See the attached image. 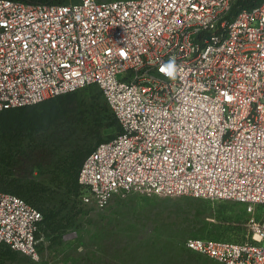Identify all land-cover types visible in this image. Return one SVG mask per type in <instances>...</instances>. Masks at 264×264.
<instances>
[{
  "label": "built area",
  "instance_id": "1",
  "mask_svg": "<svg viewBox=\"0 0 264 264\" xmlns=\"http://www.w3.org/2000/svg\"><path fill=\"white\" fill-rule=\"evenodd\" d=\"M240 1L0 0V112L97 85L123 133L86 158L83 203L104 210L132 193L242 203L249 241L186 247L216 264H264V1L235 13ZM170 60L174 78L160 71ZM42 220L0 191V245L38 258Z\"/></svg>",
  "mask_w": 264,
  "mask_h": 264
},
{
  "label": "rangeland",
  "instance_id": "2",
  "mask_svg": "<svg viewBox=\"0 0 264 264\" xmlns=\"http://www.w3.org/2000/svg\"><path fill=\"white\" fill-rule=\"evenodd\" d=\"M83 91L90 97L100 89L91 87ZM69 126L73 124L64 123L50 132L54 157L52 153L53 161L44 167L45 175L40 180L44 178L48 189L45 196L47 204L62 209V217L74 219L76 224L72 230L77 226L74 230L77 232L71 231L65 238H56L52 232L42 233L38 258L20 253L27 261L9 259L6 264H84L82 257L86 243L95 228L102 229L105 234L100 239L102 247H94L104 257V263L100 264H150L145 257L153 252L146 246L151 236H160L162 240L159 243L171 248L164 253V264H216L214 260L188 250L185 243L191 238L215 237L239 242L251 239L247 206L235 201L132 193L126 197L117 196L104 210L91 209L81 200L79 189L72 190L63 183L53 184V165L62 164L61 161L66 160L65 157L79 144L80 138L77 140V137L80 133L76 130L74 135ZM90 144L94 147L96 140ZM34 176L39 178L38 170ZM177 250H184L181 257H176ZM71 256L75 258L73 263H70Z\"/></svg>",
  "mask_w": 264,
  "mask_h": 264
},
{
  "label": "trees",
  "instance_id": "3",
  "mask_svg": "<svg viewBox=\"0 0 264 264\" xmlns=\"http://www.w3.org/2000/svg\"><path fill=\"white\" fill-rule=\"evenodd\" d=\"M14 1L33 5H66L80 0ZM263 1L241 0L235 9V13L241 9H252L262 4ZM91 87L99 88L97 85H90L35 105L0 112V191L24 199L41 212L43 220L36 234L37 239L42 238L41 235L45 232H52L56 238H65L71 231L77 232V230L74 231L77 226L72 230L76 224L74 219L62 217V209L47 204L45 196L48 189L43 182L44 178L40 180L42 175H45L44 167L53 161L52 153L54 157V151L50 145L53 144V137L50 134L51 131L55 130L53 128L59 129L57 127L63 126L64 123L73 124L68 129H71L74 135L76 130L80 133L77 137V140L80 138L77 147L67 158L65 157L66 160L61 161L62 164L53 165V184L63 183L65 186L71 187L72 190L73 188L79 189L80 195L82 188L78 182V177L86 158L99 144L111 141L123 133L120 122L100 88V91L93 96L84 95L85 91L83 90ZM94 139L97 144L93 147L90 143ZM36 170L39 171V178L34 176ZM100 231L101 235L93 234L90 241L86 243V252L82 257L84 264H97L99 262L97 258L100 252L94 247L97 248L96 245L100 247L102 243L100 239L105 236L104 231L102 229ZM151 237L146 242V246L149 248H147L148 250H153V252L145 259L146 261L150 260V264H164L166 256L164 253L169 252L171 248L159 243L162 240L160 236ZM199 238L232 241L215 237ZM183 252L184 250H177L176 257H181ZM18 258L27 261L26 257H22L20 252L13 250L10 246L0 245V264H6L9 259ZM74 260L75 258L71 256L70 263H73Z\"/></svg>",
  "mask_w": 264,
  "mask_h": 264
},
{
  "label": "clouds",
  "instance_id": "4",
  "mask_svg": "<svg viewBox=\"0 0 264 264\" xmlns=\"http://www.w3.org/2000/svg\"><path fill=\"white\" fill-rule=\"evenodd\" d=\"M160 71L170 78H174L177 72L174 60H170L166 65L162 66Z\"/></svg>",
  "mask_w": 264,
  "mask_h": 264
},
{
  "label": "crops",
  "instance_id": "5",
  "mask_svg": "<svg viewBox=\"0 0 264 264\" xmlns=\"http://www.w3.org/2000/svg\"><path fill=\"white\" fill-rule=\"evenodd\" d=\"M90 207V206H89ZM91 209H95V210H98V209H96V208H94V207H91ZM97 223H100V222H97ZM95 226H97V225H95ZM100 225H98V227H99ZM91 234H99V235H101V231H100V229H98V228H95L93 231H91ZM98 263L97 264H100V263H104L103 261H104V257H102V254L101 253H99L98 254Z\"/></svg>",
  "mask_w": 264,
  "mask_h": 264
}]
</instances>
